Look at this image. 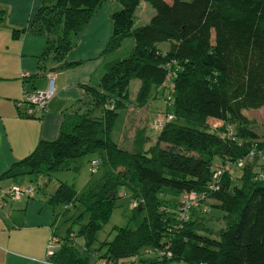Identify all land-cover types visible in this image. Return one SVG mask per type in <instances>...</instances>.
I'll list each match as a JSON object with an SVG mask.
<instances>
[{"label":"trees","instance_id":"16d2710c","mask_svg":"<svg viewBox=\"0 0 264 264\" xmlns=\"http://www.w3.org/2000/svg\"><path fill=\"white\" fill-rule=\"evenodd\" d=\"M102 1L44 0L30 26L46 35L41 57H51L57 68L76 63L66 54ZM118 1L105 51L128 36L132 49L107 62L99 81L87 85L85 107L69 127L53 139H40L13 165L48 178L96 153L89 162L97 159V169L103 168L87 188L62 181L51 194L50 200L65 210L79 209L71 218L79 228L67 229L52 264H99L73 251V236L76 232L89 247L126 192L135 223L117 227L114 237L100 244L95 255L104 264H264V160L256 154L233 167L252 146L264 148V133L259 138L247 113L264 107V0H144L154 11L139 25L134 18L141 0ZM162 41H168L167 48H160ZM133 79H139L136 106L159 98L161 112L172 114L148 146L145 124L128 138V112L121 141L111 137L118 109L128 110L133 101ZM208 119L221 122L210 126ZM215 158L223 163L213 166ZM219 166L225 167L219 187L206 189ZM235 169L241 174L234 175ZM260 171L263 176H257ZM204 189L207 196L198 205L182 210L186 193ZM213 206L224 219L215 233L207 223ZM151 252L154 257L146 256Z\"/></svg>","mask_w":264,"mask_h":264},{"label":"crops","instance_id":"0c3cea01","mask_svg":"<svg viewBox=\"0 0 264 264\" xmlns=\"http://www.w3.org/2000/svg\"><path fill=\"white\" fill-rule=\"evenodd\" d=\"M43 2L0 0V264H49L47 242L56 234L60 215L50 196L58 183L49 186L50 177L34 176L27 168L13 165L40 139H53L69 127L85 107L87 85L99 81L107 62L125 56L121 45L105 51L113 29L111 12L120 3L103 0L66 54L68 61L77 62L57 68L51 57H41L46 35L30 29ZM147 4L141 0L136 10L153 14ZM15 29L19 30L16 36ZM51 73L54 95L42 109L36 108L35 115H26L25 93L46 89ZM158 99H151L148 106ZM14 186L25 192L12 197L9 192Z\"/></svg>","mask_w":264,"mask_h":264},{"label":"rangeland","instance_id":"374dc122","mask_svg":"<svg viewBox=\"0 0 264 264\" xmlns=\"http://www.w3.org/2000/svg\"><path fill=\"white\" fill-rule=\"evenodd\" d=\"M147 5H149L148 7H150V9L154 11L153 7L149 3ZM140 12L141 10L140 8H138L136 10L135 18H134V22L136 24H143L147 22L152 15V13L140 14ZM132 41H133V38L131 36L124 38L120 46V51H123L124 55H127L132 49V46H133ZM159 46L162 49L167 48L168 41L159 42ZM138 84H139V79H133L130 82V88H129L130 97H132L133 101L130 102L131 105H129L128 110L125 107H121L118 109V115L113 124V128L111 131V137L116 142L121 141L122 139L121 132H123V129H124L123 126L126 121V114L128 112L129 113V131L127 133L129 135L128 138L134 135V132L137 126H141L145 124L147 126V132L150 135L149 140L146 142V146H148L152 142L155 141L157 130L162 127V126L160 127L158 123L155 125L154 119L159 117L164 120V114L161 112L163 105H162V100L160 99L161 101H159L158 99L156 100V102L150 103V107L148 106L150 101L143 107L136 106V103H135L136 100L134 97L136 94V89L138 88ZM167 92L168 90L166 91V93ZM247 112L255 121L254 129L258 132L259 138H263L264 107L249 110ZM161 113L162 115H159ZM207 122L210 126H212V124L215 122V119H208ZM96 155H97L96 153H88L86 155H83L77 158L75 161H73V164H75L76 167H70V168H64V169H58V170L52 171L50 179H49L50 182L48 183L49 186H51L53 183L59 184L60 182L64 181V182L71 184L77 190H83L87 188L91 183H93L96 179L100 177L103 171L102 166H99V168L96 171H92L90 169L89 160L91 157L96 156ZM220 163H223L221 158H215L213 162V166H216L217 164H220ZM257 170H259V167L254 169V171H257ZM241 172H242L241 169H235L234 171H232V173L237 176L240 175ZM236 181L239 182V179H237ZM57 208L59 210L60 215L58 219V227H56L55 233L59 236L60 243L62 244L61 238L66 235V231L69 227H72L73 231H77L79 228V225L77 223H73V219H71L72 216L75 217L79 209L78 208L76 209L68 208L67 210H65L61 204H57ZM132 214H133V209L131 205V197L129 193L126 192V194H123L117 198L109 221L105 223L102 226V228L96 233L95 240L89 247L84 246L82 238L76 237V232H75L73 236V243L71 244V246L73 245L72 246L73 251H75V253H78V256L87 255L89 260H91L93 263H96L94 261H97V263L99 264H104L103 260L102 261L100 260L99 254L95 255V253L99 251L100 244L105 239L110 241L114 237L115 229L117 227H125L126 225H133L135 222L131 220ZM207 214H208L207 217H209L207 218L208 226L214 233L224 226L223 212L218 207L213 206L207 212ZM86 217L87 216H85L83 221L86 220ZM58 249L59 247L56 250ZM105 251L106 250L102 248L100 253L102 254ZM87 252H89L90 256L89 254H86ZM146 256L154 257L155 255H154V252H151L147 254ZM180 264H186V263L181 262Z\"/></svg>","mask_w":264,"mask_h":264},{"label":"built area","instance_id":"2783aa9c","mask_svg":"<svg viewBox=\"0 0 264 264\" xmlns=\"http://www.w3.org/2000/svg\"><path fill=\"white\" fill-rule=\"evenodd\" d=\"M53 74L51 73L49 76V85L46 89H36L33 90L31 92H26L24 95V103H27V108L25 110V113L27 114H32L33 112H35L36 108L37 109H42L47 101L54 95L55 90H54V86H53ZM170 117H172V114H168L167 117L164 115V120L157 117L156 119H154V124L156 125L157 123L160 125V127L164 124L165 120H167V118L169 119ZM158 121V122H157ZM156 122V123H155ZM221 121L216 120L214 122V126H217L220 124ZM228 128V133L231 132V127L227 126ZM226 133V134H228ZM258 154V156L264 160V148L261 149H257L256 146H252V148H250V150L248 151V153L239 158L236 162L235 165H233V167L235 168H240L244 165V163L247 160H251L255 157V155ZM97 165H98V160L97 159H92L91 163H90V169L92 171H95L97 169ZM225 167H217L214 171H213V179L210 182V184H208V188L206 189H217L219 187V180L220 177L222 176L223 172H224ZM257 176H263V172L260 171ZM204 189V191H200V192H196V191H190L188 193H186L183 197L185 198L184 201L185 203L183 204V206H181L182 210L187 208L188 206H192V205H198L199 199L200 198H204L205 196H207V190ZM25 192V189H21L17 186H14L12 188H10V195L12 197H19L20 195H22ZM133 205H136V201L133 202ZM181 216H186V212H181ZM60 245V239L59 236L56 234H51L48 242H47V257L50 259L51 256L54 254L55 250L59 247ZM47 263L52 264L51 259L50 261H47Z\"/></svg>","mask_w":264,"mask_h":264},{"label":"water","instance_id":"95a60500","mask_svg":"<svg viewBox=\"0 0 264 264\" xmlns=\"http://www.w3.org/2000/svg\"><path fill=\"white\" fill-rule=\"evenodd\" d=\"M141 204H139V206H140Z\"/></svg>","mask_w":264,"mask_h":264}]
</instances>
